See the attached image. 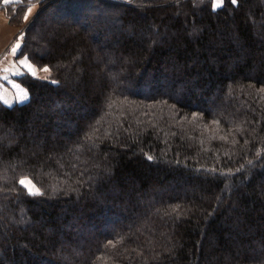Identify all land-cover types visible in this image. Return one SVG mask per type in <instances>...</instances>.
Returning <instances> with one entry per match:
<instances>
[{"label":"trees","instance_id":"obj_1","mask_svg":"<svg viewBox=\"0 0 264 264\" xmlns=\"http://www.w3.org/2000/svg\"><path fill=\"white\" fill-rule=\"evenodd\" d=\"M214 5L43 1L50 79L0 100V264H264V0Z\"/></svg>","mask_w":264,"mask_h":264},{"label":"rangeland","instance_id":"obj_2","mask_svg":"<svg viewBox=\"0 0 264 264\" xmlns=\"http://www.w3.org/2000/svg\"><path fill=\"white\" fill-rule=\"evenodd\" d=\"M43 1L44 0H7V2H5V0H0V5H5L9 8H13L17 4L27 3L26 6H23L24 12L22 14L21 22H16L14 19L9 20L4 9H0V16H1L0 23L8 25L9 27L11 26L10 28L12 29V32H9L7 34L6 31H4L0 25V38H1V33H3L4 35L3 41L0 40V46L5 45L4 48L0 50V100L4 104L9 103L7 105H12L15 103H22L17 98V94L19 93L21 89L27 92L28 100L30 98V93L28 89L26 88V86L21 82V79L24 76H32V75L30 73H27V70L22 65L19 64V60H22L25 57L28 58L29 63L33 65L34 69L37 72V75L33 77H36L42 80H48L50 79V76L52 74V70L49 66H38L32 60H30L27 54L22 53V49H21L22 45L25 42L26 29L28 25L31 23V21L42 10ZM124 1H129V0H124ZM218 2L221 5H223V0H214V4H217ZM25 16H27V19L24 18ZM10 34L12 35L9 37ZM8 37H9L8 42L5 44H2ZM17 43H19L21 47L20 49H18L17 54L13 55L11 52V49ZM45 67L49 69L48 72L43 71ZM4 68L10 69V71L8 73H4L3 72ZM17 70L25 74L15 75L14 72ZM5 75L8 76L7 80L3 78ZM15 85H19V88L15 87ZM24 178L30 179L32 183L35 185V187L40 190L38 185L31 178L29 177H24Z\"/></svg>","mask_w":264,"mask_h":264},{"label":"snow or ice","instance_id":"obj_3","mask_svg":"<svg viewBox=\"0 0 264 264\" xmlns=\"http://www.w3.org/2000/svg\"><path fill=\"white\" fill-rule=\"evenodd\" d=\"M5 2H7V0H5ZM231 2H232L233 4H236V3H237V0H231ZM219 6H220V3H219V2H218L217 4L214 5V7H219ZM29 11H30V9H29ZM24 18L27 19V16H25ZM20 47H21L20 44L17 43V44L11 49L12 54H13V55H16V54H17V51H18V49H20ZM21 54H22V53H21ZM19 64L22 65V66L27 70V73H30L32 76H36V75H37L36 70L34 69L33 65H32L31 63H29L27 57H25V58L22 59V60H19ZM9 71H10V69H8V68H4V69H3V72H4V73H8ZM43 71H44V72H48L49 69H48L47 67H45V68L43 69ZM14 74H15V75H22V74H25V73H21V72H19V71L17 70V71L14 72ZM3 78H4L5 80H7V79H8V76L5 75ZM53 82H55V81H53ZM15 87L19 88V85H15ZM17 98H18V100H19L20 102H22V103H26L27 100H28V94H27L26 91H24L23 89H21V90L19 91V93L17 94ZM5 102H6V101H5ZM149 159H151V157H149ZM19 183H20L21 185H23V186L27 189V191H28V193H29L30 195H39V194H41V193H40V190H39L38 188L35 187V185L32 183V181H31L30 179L22 178V179L19 180Z\"/></svg>","mask_w":264,"mask_h":264},{"label":"crops","instance_id":"obj_4","mask_svg":"<svg viewBox=\"0 0 264 264\" xmlns=\"http://www.w3.org/2000/svg\"><path fill=\"white\" fill-rule=\"evenodd\" d=\"M221 5V4H220ZM0 20H1V16H0ZM0 25H1V27L3 28V30L4 31H6V33L8 34L9 32H12V29L8 26V25H5V24H3V23H0ZM14 33V32H13ZM12 33V34H13ZM12 34H10L9 35V37L12 35ZM9 37L2 43V44H5V43H7L8 42V40H9ZM3 39H4V35H3V33H1V38H0V40L1 41H3ZM9 44V43H8ZM5 46V45H4ZM4 46H0V50H2L3 48H4ZM7 47V46H6ZM5 47V48H6ZM7 104H9V103H7Z\"/></svg>","mask_w":264,"mask_h":264}]
</instances>
